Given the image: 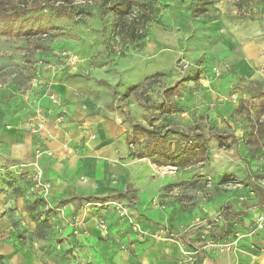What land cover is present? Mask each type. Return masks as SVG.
I'll use <instances>...</instances> for the list:
<instances>
[{
  "label": "rangeland",
  "instance_id": "374dc122",
  "mask_svg": "<svg viewBox=\"0 0 264 264\" xmlns=\"http://www.w3.org/2000/svg\"><path fill=\"white\" fill-rule=\"evenodd\" d=\"M133 1L138 3L120 18L108 11L99 15L94 0L88 3L91 15L84 18L56 16L50 8L30 11L14 23L22 28L19 35H0V130L10 117L49 97L46 87L53 73L62 71L66 79L80 77L93 91H75L89 95L100 109L117 113L128 124L127 142L134 154H146L156 142L176 152L175 165H158V169L181 176L178 187L186 204L201 195L232 196L233 203H226L229 208L224 206L222 213H232V205L238 206L244 221L240 225L230 219L236 224L233 232L222 236L218 231L219 237L209 238L231 242L226 252L245 244L257 246L247 238H264V225L259 228L256 223L263 216L264 224V84L235 77L222 59L216 62L212 54L221 49L222 41L212 38L211 30L228 20L243 25L253 37L264 38V0ZM144 14L150 20L140 29ZM133 22L144 36L130 42L127 26ZM206 90L212 102L199 105L198 96ZM197 143H203V154L200 147H192ZM170 167L173 173H168ZM21 187L36 196L34 201L45 212L52 208L48 198L32 193L30 184ZM117 214L131 228L129 219L136 222L129 211L126 216ZM199 221L189 224L183 234L192 235ZM100 223L105 229V222ZM132 230L142 239L160 238ZM204 235L197 243L184 237L177 264L197 262L203 251L188 261L183 250L199 248Z\"/></svg>",
  "mask_w": 264,
  "mask_h": 264
},
{
  "label": "crops",
  "instance_id": "0c3cea01",
  "mask_svg": "<svg viewBox=\"0 0 264 264\" xmlns=\"http://www.w3.org/2000/svg\"><path fill=\"white\" fill-rule=\"evenodd\" d=\"M211 31L212 38L222 41L212 54L216 62L222 59L235 77L264 84V38L228 20ZM77 88L93 91L80 77L53 73L46 90L57 99L34 101L0 130V164H30L25 171L39 170L51 184L52 205L45 212L36 196L24 191V176H0V264H177L184 237L197 243L203 233L218 237V231L222 236L233 232L236 224L230 219L242 224L238 206L222 213L226 203H233L229 194L201 195L186 204L178 187L181 176L165 174L150 158L134 155L127 142L128 124ZM212 98L206 90L198 103ZM112 200L124 203L142 230L160 238H140L112 206L97 205ZM196 219L199 228L183 234ZM247 241L257 246L205 250L195 264H264V238Z\"/></svg>",
  "mask_w": 264,
  "mask_h": 264
},
{
  "label": "trees",
  "instance_id": "16d2710c",
  "mask_svg": "<svg viewBox=\"0 0 264 264\" xmlns=\"http://www.w3.org/2000/svg\"><path fill=\"white\" fill-rule=\"evenodd\" d=\"M90 1L91 0H0V35H19V33H21L20 29L22 28L21 26L15 27L14 23L28 12L43 8H50L56 16L72 14L76 17L84 18L85 16L91 15L92 6L88 4ZM135 3L137 4L138 2H134L133 0H94L99 15L108 11L119 16V18L129 14L132 11V5ZM142 17L144 18L140 29H144V22L150 20L149 14H144ZM135 24H137V22H133V24L129 23L127 26V39L130 42L141 40L144 36V33L141 32V30L138 29L139 27H136ZM154 144H158L159 147L156 148ZM154 144L146 154H144V152H139L134 155L137 157H156L152 162L157 165L176 164V159L179 158L176 152L167 149L164 142H156ZM192 147H200L202 154L203 151H205L203 143L194 144ZM183 151L184 149L179 153ZM225 208H229V205H226Z\"/></svg>",
  "mask_w": 264,
  "mask_h": 264
},
{
  "label": "built area",
  "instance_id": "2783aa9c",
  "mask_svg": "<svg viewBox=\"0 0 264 264\" xmlns=\"http://www.w3.org/2000/svg\"><path fill=\"white\" fill-rule=\"evenodd\" d=\"M184 67H187V63L182 64ZM49 97L51 99H55L56 95L54 93H51L49 95ZM129 146H133L132 143L129 144ZM27 165L30 164H14L12 166H5V165H0V176L2 175H6L8 173L14 172V174L20 175V176H24L27 180H28V184H30V188L33 190V194L34 195H41L42 197H44L45 199H47L50 195L51 192V184L50 182H48L47 180H45L40 171L36 170L33 173H30L28 171H25ZM175 170L173 167H170L168 169V173H173ZM104 204H110L121 216H126L128 215V211L127 209L119 202L116 201H110V202H102V203H98V205H104ZM263 219V216H260L257 220L256 223L257 227L261 228L264 224H262L263 222L261 221ZM130 223L132 225V228L135 231H139L142 235H147V232L142 231L139 228V224L137 222H134L132 219H129ZM100 226L103 228L104 224L100 223ZM210 235L206 236V239H204L202 241V244L199 248H195L192 251L189 250V252H186L185 250H183V253L185 256H187L188 253V261H192L194 259V256L204 250H211V251H218V252H222L225 250H228L232 243L226 240H221V241H216L213 240L212 238H209ZM157 238H159L157 236Z\"/></svg>",
  "mask_w": 264,
  "mask_h": 264
}]
</instances>
